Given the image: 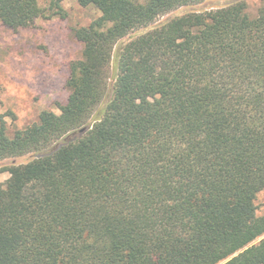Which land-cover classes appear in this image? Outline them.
Returning <instances> with one entry per match:
<instances>
[{
  "label": "trees",
  "instance_id": "trees-1",
  "mask_svg": "<svg viewBox=\"0 0 264 264\" xmlns=\"http://www.w3.org/2000/svg\"><path fill=\"white\" fill-rule=\"evenodd\" d=\"M76 1L100 15L59 112L0 124V162L31 155L0 166V264H264V0ZM44 16L0 0L7 28Z\"/></svg>",
  "mask_w": 264,
  "mask_h": 264
},
{
  "label": "rangeland",
  "instance_id": "rangeland-1",
  "mask_svg": "<svg viewBox=\"0 0 264 264\" xmlns=\"http://www.w3.org/2000/svg\"><path fill=\"white\" fill-rule=\"evenodd\" d=\"M45 16L36 20L29 29L13 30L0 22V124L4 122L8 133L21 129L38 120L44 109L59 112L58 104L64 103L67 65L81 55V45L74 38L72 29L88 25L100 15L93 6H81L76 0H62V14H55L53 0H37ZM234 0H205L198 4L181 6L157 18L162 23L169 17L190 11H209ZM246 12L255 17L261 0H245ZM63 15V16H62ZM144 30L134 32L139 34ZM102 105V104H101ZM31 155L9 158L4 164H23ZM0 172V182L8 177ZM259 213L264 205V190L256 195Z\"/></svg>",
  "mask_w": 264,
  "mask_h": 264
},
{
  "label": "water",
  "instance_id": "water-1",
  "mask_svg": "<svg viewBox=\"0 0 264 264\" xmlns=\"http://www.w3.org/2000/svg\"><path fill=\"white\" fill-rule=\"evenodd\" d=\"M84 130H85V128H82V129L80 130V133L83 132Z\"/></svg>",
  "mask_w": 264,
  "mask_h": 264
}]
</instances>
